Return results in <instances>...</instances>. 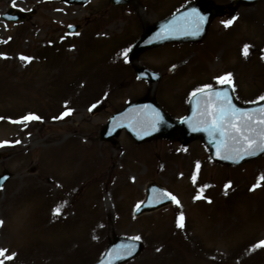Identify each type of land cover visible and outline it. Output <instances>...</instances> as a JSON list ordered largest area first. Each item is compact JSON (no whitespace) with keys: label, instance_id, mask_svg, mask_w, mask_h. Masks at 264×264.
I'll return each instance as SVG.
<instances>
[{"label":"rangeland","instance_id":"rangeland-1","mask_svg":"<svg viewBox=\"0 0 264 264\" xmlns=\"http://www.w3.org/2000/svg\"><path fill=\"white\" fill-rule=\"evenodd\" d=\"M190 1L139 0L115 8L109 0L70 7L63 0H0V143H15L0 149L6 157L0 174H16L0 190V249L14 257L5 264H94L114 234L140 237L145 245L128 264H264V247H255L264 241V156L226 167L213 163L200 141L187 147L136 145L125 132L115 145L100 140L110 116L148 89L133 78L123 53L145 21ZM13 4L36 14L24 24L3 21ZM263 9L215 21L200 48L173 45L166 49L177 53L162 48L141 59L162 73L154 91L169 112L185 114L187 89L181 107L169 94L180 96L181 83L198 89L213 78L209 84L216 86L228 73L238 98L262 94L264 63L259 56L246 60L240 47L264 45V29L255 22ZM229 20L235 24L227 32ZM70 25L81 26V34L68 35ZM186 58V68L171 73ZM99 101L108 109L91 116L89 107ZM65 107L71 110L62 119ZM28 112L42 119L24 127L6 121ZM31 168L37 174H28ZM152 182L170 190L179 204L135 218Z\"/></svg>","mask_w":264,"mask_h":264},{"label":"snow or ice","instance_id":"snow-or-ice-1","mask_svg":"<svg viewBox=\"0 0 264 264\" xmlns=\"http://www.w3.org/2000/svg\"><path fill=\"white\" fill-rule=\"evenodd\" d=\"M15 7V4H13ZM205 17L200 16L193 10L188 14L187 17L182 18L178 22H174L173 25L167 31L182 32L189 35L199 34L201 27L205 21ZM233 20L225 22V27L230 26ZM161 38H167L166 33H161ZM249 47L245 46L243 48V54L245 57L249 54ZM128 51L126 50L123 55L127 57ZM21 59H30L27 57H21ZM219 84H232V74L228 73L225 76L219 77L217 80ZM209 90L205 92L203 88L197 91L202 93L206 99L204 101L205 107L201 113L202 119L197 122V125H203V127L193 126V131L204 130L209 133L210 136L221 137L220 141L217 143V154L220 155L221 159H234L239 162V159H243L246 155H256L258 152H264V107H260L253 111H244L236 108L232 103V97L227 91H214L211 86H208ZM235 89L233 88V91ZM196 95V93H193ZM260 101H264V96L259 98ZM95 107V105L93 106ZM91 110V109H90ZM65 112L63 115H68ZM157 121L159 122V114L157 113ZM63 118V117H60ZM2 119V118H0ZM40 117L29 114L21 121H12L13 123H23L25 121L39 120ZM155 127V122L153 123ZM7 143V142H4ZM17 143H19L17 141ZM0 144V147H3ZM197 170L199 169V164L196 165ZM195 176L193 180L195 181ZM261 182H264V176L260 178ZM259 183L253 187H259ZM227 187H231L228 185ZM171 199L172 201L179 204V201L174 195L167 192H161L159 199ZM196 199H201L198 195ZM211 203V201H209ZM57 214L59 209L56 210ZM184 216L181 215L178 218V227L183 228ZM3 221H0V226H2ZM139 240L140 237L133 238ZM255 247H264V241H261ZM132 251V246L124 247L121 246L119 250H115V257L117 259L121 258L123 255H128ZM14 259L13 256L8 255L7 250L0 249V264H5L6 260Z\"/></svg>","mask_w":264,"mask_h":264},{"label":"water","instance_id":"water-1","mask_svg":"<svg viewBox=\"0 0 264 264\" xmlns=\"http://www.w3.org/2000/svg\"><path fill=\"white\" fill-rule=\"evenodd\" d=\"M199 8L201 10L203 9L200 6H199ZM182 18H184V17H179L175 21L178 22ZM207 24H208V21L205 20L203 25H202V27H201V30H200L199 34H197L198 36H200L204 32V30L206 29ZM172 34H174V35L182 34V35L193 36V35L185 34V33H182V32H174V31L172 32ZM141 108H142V105L136 106L133 110L130 111L129 115L123 121L116 122V125L117 126L118 125H120V126L127 125L131 129H133V123L136 122L139 119V116H140V112H138L137 110H140ZM130 117H133L134 119L130 120ZM156 121H157V117L154 116V115H151L150 118L148 120H146L145 123H142V126L144 127L145 130L150 129L152 132H157L160 120H159V122H156ZM154 122H155V127H153V123ZM197 122H198V120L196 118L193 122L188 123V124L187 123H181V124L173 123L171 125L169 123H162L161 124L162 129H161V131L159 133H156V134H158L156 136H166V137H169L171 139H174V138L177 137L178 134H180L183 139H186L188 136H190V135H188L187 131L192 132L193 131V126H197ZM108 134H107V132L103 133V138L104 139L111 138V137H107ZM145 135L138 134L137 137L143 138V137H146ZM109 136H112V132L110 133ZM194 136L195 135H191V138H193ZM261 153L262 152H258L256 155H246V156H244L243 159H239V162H236L234 159H223V160L226 161V162H231V163H240V162H242V161H244V160H246L248 158H251V157L254 158V157L258 156ZM219 158H220V155H219ZM159 197H160V193L157 191L156 188H154L152 190L151 196L149 198L150 202L148 203V205L146 204L145 207H143V210L151 209V208H147V206L158 205V201H160ZM121 246H124V247L132 246V251H131L130 254L123 255L121 258L117 259L115 257L114 253H115V250H119L121 248ZM139 250H140V245L137 244V243L123 241L122 239L117 240L110 246V249H109V251H108V253L106 255V258L100 264H121L124 261H127V260L135 257V255L139 252Z\"/></svg>","mask_w":264,"mask_h":264}]
</instances>
